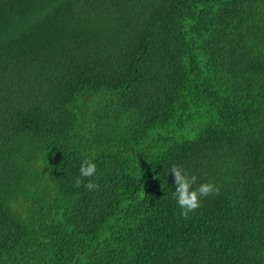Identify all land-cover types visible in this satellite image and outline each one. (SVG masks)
Masks as SVG:
<instances>
[{"label":"trees","instance_id":"16d2710c","mask_svg":"<svg viewBox=\"0 0 264 264\" xmlns=\"http://www.w3.org/2000/svg\"><path fill=\"white\" fill-rule=\"evenodd\" d=\"M0 264H264V0H0Z\"/></svg>","mask_w":264,"mask_h":264},{"label":"clouds","instance_id":"9594fccd","mask_svg":"<svg viewBox=\"0 0 264 264\" xmlns=\"http://www.w3.org/2000/svg\"><path fill=\"white\" fill-rule=\"evenodd\" d=\"M98 165L94 159L86 157L80 165V176L76 179V185L83 186L91 191L99 187L98 183L89 180L84 183L82 177H92L97 173ZM171 172L175 176V198L176 202L182 209L183 215L188 216L190 212L200 207L202 198L211 194H218L220 186L215 182L206 181L197 184L198 176L194 173H189L181 165L173 164Z\"/></svg>","mask_w":264,"mask_h":264}]
</instances>
